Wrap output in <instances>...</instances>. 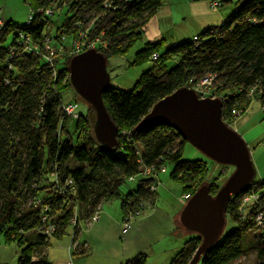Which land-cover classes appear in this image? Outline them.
<instances>
[{
  "label": "trees",
  "instance_id": "16d2710c",
  "mask_svg": "<svg viewBox=\"0 0 264 264\" xmlns=\"http://www.w3.org/2000/svg\"><path fill=\"white\" fill-rule=\"evenodd\" d=\"M167 1L23 0L31 15L29 25L16 26L0 18V234L4 244H17L16 264H48L41 257L33 260L34 251L50 238L63 237L69 227L75 243L79 224L88 223L104 202L114 201L120 186L144 168L157 171L159 167L171 166L170 178L180 187L181 194L191 188L192 195L205 184V163L181 159L185 142L172 129L146 127L133 133L157 100L178 88H188L189 80L196 83L213 75V93L222 99L224 124L231 121L233 110L246 102L249 90L257 92L264 109V0H244L227 22L203 30L193 37L196 41L192 38L165 47L162 53V41L147 43L134 54L133 65L148 61L151 66L141 73L131 90L111 86L101 96L118 131L113 149L106 150L95 142L90 107L88 114L70 121L61 104L70 88L66 64L71 57L65 58L62 66L53 64L54 60L47 65L41 48L43 38L49 44L62 43L82 33L80 41L99 40L94 50L106 60L121 57L139 41L142 26ZM213 1L220 6L231 4V0ZM62 8L68 15L52 35L47 18ZM20 33L31 45L38 46V53L23 52L20 45L13 44ZM8 43L13 49L11 56ZM154 53L158 58L151 62ZM171 60L175 65L165 68L166 61ZM71 123L73 140L68 133ZM69 160L75 166L68 169L65 164ZM152 182L151 177L137 178L135 191L120 200L123 217L139 213L142 203L155 200V192L150 191ZM208 186V193L214 196L218 187ZM250 186L262 192L260 203L264 204V180ZM249 188L228 201L224 216L235 228L222 233L198 264L237 261L247 251L245 237L250 238L254 264H264V233L256 231L251 223L253 208L244 211L243 221L236 215ZM49 228L51 232L46 234ZM199 243L197 235L189 236L168 264H188ZM145 261L146 256L140 253L123 264Z\"/></svg>",
  "mask_w": 264,
  "mask_h": 264
},
{
  "label": "rangeland",
  "instance_id": "374dc122",
  "mask_svg": "<svg viewBox=\"0 0 264 264\" xmlns=\"http://www.w3.org/2000/svg\"><path fill=\"white\" fill-rule=\"evenodd\" d=\"M211 0H169L166 5H162L157 13L148 20V29L142 35L141 40L136 41L127 53L121 57H109L105 64V70L109 76V86L118 90L129 91L133 88V84L138 80L141 73L151 66L150 62L132 64L134 54L142 50L146 41L154 43L156 41H163V48L159 53H162L165 47H173L178 43L190 41L192 36H198L203 30L209 28L220 27L221 24L227 22L232 13L242 5L244 0H231L228 6H220V8L212 11L209 8ZM23 0H0V18L9 16L8 20L16 26L25 24L28 12ZM67 11L62 8L58 12H54L51 17L47 18L49 24V33L54 35V31L60 29L63 25V20L67 17ZM82 34V33H81ZM80 34L73 38L65 39L64 42L49 44L50 50L53 51V64L62 66L65 58L75 56L74 44L78 41ZM154 41V42H153ZM84 42V41H82ZM81 42V43H82ZM90 43V42H89ZM87 44V43H86ZM85 44V45H86ZM102 44V43H101ZM86 51V50H85ZM175 65V61H166L165 68L170 69ZM75 95L69 88L63 95V100L75 101L78 113L74 117L70 116V121H77L81 116L88 114V106L84 104L81 99H75ZM257 92L248 93L246 102L238 105L233 110L234 116L228 123L229 126L239 137L243 140L245 147L248 150L249 158L251 159L253 170L255 172L252 179L255 183H261L264 180V112L257 99ZM69 117V116H68ZM94 120V113H93ZM70 137L74 139L73 124L71 123L68 129ZM181 159L186 161L199 160L205 163L207 175L204 183L208 185L220 187L233 172L229 166L223 167L207 160L199 154L193 147L186 142L182 145ZM74 162L69 160L65 167L73 168ZM171 166L165 167V172L157 176L156 180L160 182V186L155 191V200L151 203H142L139 211V217H144L150 213L151 209L157 208L160 213L170 210V205L175 203V197L181 193L180 187L170 178ZM137 179L134 181H127L120 186L117 191V197L113 201L118 204L120 200L125 199L128 194H132L137 188ZM188 192L193 191L187 188ZM184 193V192H183ZM181 195V194H180ZM159 199V202L157 201ZM157 202V203H156ZM182 207L179 208L180 211ZM142 211V212H141ZM147 225V224H145ZM223 233H227L234 229L230 221L226 219ZM245 246L247 251L242 258L231 264H254V256L249 248L250 238L245 237ZM189 239V236L187 237ZM155 247V246H154ZM19 248L15 243L4 244V237L0 234V264H16ZM34 252H37L35 250ZM77 256H74V258ZM153 258H148L146 264H152ZM144 263V264H145ZM198 264V263H197Z\"/></svg>",
  "mask_w": 264,
  "mask_h": 264
},
{
  "label": "water",
  "instance_id": "95a60500",
  "mask_svg": "<svg viewBox=\"0 0 264 264\" xmlns=\"http://www.w3.org/2000/svg\"><path fill=\"white\" fill-rule=\"evenodd\" d=\"M105 62L101 53L87 49L71 57L66 66L73 94L93 110L91 132L95 142L110 150L117 145L118 131L101 98L110 87ZM222 105L218 97L200 100L192 89L178 88L157 100L133 129V133L146 127L172 129L207 160L232 168L233 172L214 196L208 193L207 183L198 186L175 217L183 232L188 236L197 235L200 240L188 264H197L199 258L218 243L226 222L228 201L247 190L255 174L243 140L222 121Z\"/></svg>",
  "mask_w": 264,
  "mask_h": 264
},
{
  "label": "crops",
  "instance_id": "0c3cea01",
  "mask_svg": "<svg viewBox=\"0 0 264 264\" xmlns=\"http://www.w3.org/2000/svg\"><path fill=\"white\" fill-rule=\"evenodd\" d=\"M8 18L7 15L1 17L3 22L9 21ZM141 29L139 40L148 29V21ZM180 194L169 206V211L160 213L153 208L144 217L137 214L125 233L121 232L123 213L120 201L118 204L106 201L97 209L94 223L79 224V236L75 243H72V228L69 227L63 237L50 238L45 246L33 253L32 258L41 257L48 264H123L141 253L146 256V261L154 257L152 264H168L188 237L176 224L175 217L181 207L178 202Z\"/></svg>",
  "mask_w": 264,
  "mask_h": 264
},
{
  "label": "built area",
  "instance_id": "2783aa9c",
  "mask_svg": "<svg viewBox=\"0 0 264 264\" xmlns=\"http://www.w3.org/2000/svg\"><path fill=\"white\" fill-rule=\"evenodd\" d=\"M220 7V4L217 3L216 1L211 0L209 2V8L212 11H215L216 9H218ZM46 15H49V12L46 11L45 12ZM30 19H31V15L29 12V15L27 16L26 19V25H29L30 23ZM1 21H0V27H1ZM83 35L80 34V39H82ZM193 41H196V38L192 39ZM11 42V41H10ZM80 40L75 42V46H74V53L73 54H78L81 53L87 49H94V46L99 42V40H94L92 42L89 43V41L86 42H82ZM87 43V44H86ZM13 44L16 47H20L22 48L23 52L26 53H38V46L36 45H31L29 39L22 35L21 33L19 34V36L16 38V41L13 42ZM86 44V45H85ZM41 48L44 51V56L43 59L45 61V63L47 65H52L53 59H52V53L53 51L50 50L49 48V42L47 41V38H43V42H42V46ZM52 52V53H51ZM8 53L9 56L12 55L13 53V49L11 48L10 44L8 43ZM158 58V55L154 53V55H151L150 57V61L154 62V60H156ZM214 76H206L202 79H200L199 81H197L196 83H193L189 80L188 82V89H192L193 92L197 95L198 99H204V98H208V99H212L215 98V93H213L214 90ZM250 94L252 93L251 90L248 91ZM221 101L222 99L219 98ZM77 106L75 103H72L71 101H64L61 104V110L63 111V113L66 116H71L74 117L75 115H77L76 110ZM264 112V109L261 108ZM232 117L234 116L233 112L231 113ZM226 125H228V123L225 122ZM128 135V134H127ZM165 172V167H159V169L156 171L154 170L153 167H148V168H144L142 171H140L137 176H132L129 177L127 179V181L131 182L136 180L137 178H148L151 177L153 178V182L150 185V191L151 192H155L156 189L158 188V186H160L158 179L156 180L157 176L161 173ZM249 192L246 196H244L243 198H241L240 202H239V207L236 211V215L238 216L239 220H245V215H244V211L248 208V207H252V225L255 227L256 231L260 232V233H264V204L260 203L261 202V198H262V192H258L257 190H254L253 187L249 188ZM190 194L189 193H183L180 195L178 202L179 204L182 206L183 203L188 200L190 198ZM139 214V213H137ZM137 214L133 215V214H127V216L123 217V223L121 225V232L125 233L130 225V222L132 221L133 217H135ZM98 215V211L95 212L89 219L88 222L94 223V221L96 220ZM46 234H49L51 232V228L46 230Z\"/></svg>",
  "mask_w": 264,
  "mask_h": 264
}]
</instances>
